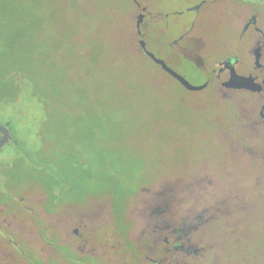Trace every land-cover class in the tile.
<instances>
[{"label": "rangeland", "instance_id": "1", "mask_svg": "<svg viewBox=\"0 0 264 264\" xmlns=\"http://www.w3.org/2000/svg\"><path fill=\"white\" fill-rule=\"evenodd\" d=\"M198 1L17 0L30 13L35 28L32 43L44 53L47 64L40 88L49 101L48 106H40L44 119L41 142L51 144V149L46 145L41 152L47 158L55 157L56 164L41 167L26 162L16 169L9 162L3 167L6 172L15 169L23 184L0 185V264L43 262L55 249L50 239L57 231V217L44 213L43 187L26 176L57 170L66 153L77 158L78 171H74L73 186L64 188L65 193L59 188L57 200L74 202L75 211L82 215L106 200L124 207L135 205L137 201L128 196H137L138 187L163 184L174 175L205 172L224 183H239L234 185L244 187L251 199L246 212L240 210L247 217L242 223L244 246L240 249L241 244L233 246L228 240L214 246V250L220 248L214 251L215 264H238L240 257L245 264H264V160L235 154L247 153V146H231L223 139L235 130V107L221 103L210 91L187 92L156 68L136 44L134 25L142 14L146 49L188 83H201L203 75L193 67L195 58L185 62L167 48V42L191 18L187 9ZM164 21L169 24L167 29L162 27ZM216 33L207 35L212 43L206 48L208 53L218 48V36L224 35L220 26ZM47 82L51 92L46 90ZM26 124L28 130L30 122ZM30 144L29 152L33 151ZM11 151L9 144L1 148L0 160ZM84 156L91 163L89 168H85ZM85 173L87 181L82 177ZM131 211L115 210L122 216L123 227ZM33 217L43 223L34 224ZM41 230L44 242L38 236ZM208 237L209 247L213 242ZM23 249L32 259L26 258ZM56 250L67 260V249ZM22 252L26 257H18ZM70 261L80 264L75 258Z\"/></svg>", "mask_w": 264, "mask_h": 264}, {"label": "flooded vegetation", "instance_id": "2", "mask_svg": "<svg viewBox=\"0 0 264 264\" xmlns=\"http://www.w3.org/2000/svg\"><path fill=\"white\" fill-rule=\"evenodd\" d=\"M187 11L191 18L182 32L167 42V48L185 62L195 58L193 67L202 73L203 81L193 86L204 87L188 90L150 61L187 92L210 91L221 103L235 107V130L224 134L223 139L231 146H247V153L235 154L264 160V0H199ZM142 23L139 29L134 25L139 48V41H145ZM219 26L224 35L218 36V48L208 53L206 48L212 43L207 41V35L217 34ZM162 27L167 29L169 24L164 21ZM230 81V86H226ZM84 161L85 168H89L87 156ZM163 182L138 187L141 197L128 196L137 201L135 205L127 203L124 207L106 200L89 210L88 215L75 211L76 204L68 200L59 202L56 198L48 207L44 201V213L57 217V231L50 239L55 249H51V255L47 253L43 262L33 263L77 264L70 261L75 258L80 264H209V260L215 264L214 251L220 248L214 250V246H222L228 240L233 246L241 244L243 249L246 230L242 223L247 217L240 210L246 212L251 204L244 187L234 185L239 184L236 182L224 183L205 172L174 175ZM118 208L122 214L126 209L132 210L125 227L122 216L115 213ZM32 220L34 224L43 223L36 217ZM208 234V241L213 242L209 247L205 242ZM38 236L44 242V230ZM60 248L69 251L67 260L57 253ZM25 252L28 257L23 252L18 257L32 259ZM242 262L245 264L240 257L238 264Z\"/></svg>", "mask_w": 264, "mask_h": 264}, {"label": "trees", "instance_id": "3", "mask_svg": "<svg viewBox=\"0 0 264 264\" xmlns=\"http://www.w3.org/2000/svg\"><path fill=\"white\" fill-rule=\"evenodd\" d=\"M30 18L29 11L17 0H0V125L8 127L12 137L9 143L12 151L7 154L6 159L0 160V185L6 188L23 184L15 169L7 172L3 169L9 162H13L16 169L24 166L26 162L41 167H47L46 163L56 164L55 157L47 158L41 152L46 145L51 149V144L41 142L44 119L40 106L49 105V101L40 93L41 78L47 64L43 60L44 53L40 48L35 49L36 45L32 43L31 36L35 28ZM46 85L47 92H51L49 82ZM44 117L49 119L48 114ZM27 122H30L28 130L25 129ZM35 141H39V144H35ZM28 143H32L30 147L33 151L26 149ZM61 161L62 164L57 165V170L52 169L50 174L36 177L32 171L33 174L26 176L29 180L35 179L43 187L47 207L56 200L59 188L65 193L64 188L74 185V171H78L75 168L78 164L77 158L66 153L62 155ZM66 173H70V176H65ZM85 175L87 176L86 173L81 175L84 181L87 180Z\"/></svg>", "mask_w": 264, "mask_h": 264}, {"label": "water", "instance_id": "4", "mask_svg": "<svg viewBox=\"0 0 264 264\" xmlns=\"http://www.w3.org/2000/svg\"><path fill=\"white\" fill-rule=\"evenodd\" d=\"M143 15L139 14L136 17V26L139 29L140 23L142 21ZM139 45H140V49L142 50V52L144 53L145 56H147L151 61H153L156 65H159L161 67V69L166 72L167 74H169L172 78H174L175 80H177L184 88L188 89V90H192V91H196V90H200L204 87L203 86H193L190 83H188L182 76H180L179 74H177L176 72H174L173 70H171L162 60L156 58L151 52H149L146 49L145 43L143 40L139 41ZM239 78V77H237ZM232 81L228 82L226 84V86H230ZM233 87H240V86H233ZM0 149L3 148L7 143H9L11 137L9 134V130L0 125Z\"/></svg>", "mask_w": 264, "mask_h": 264}]
</instances>
